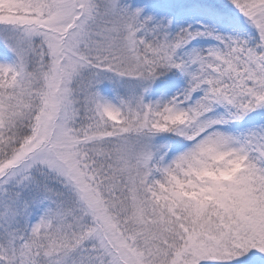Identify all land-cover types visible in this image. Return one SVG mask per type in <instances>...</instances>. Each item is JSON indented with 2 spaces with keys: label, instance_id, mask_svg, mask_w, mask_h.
<instances>
[{
  "label": "snow or ice",
  "instance_id": "1",
  "mask_svg": "<svg viewBox=\"0 0 264 264\" xmlns=\"http://www.w3.org/2000/svg\"><path fill=\"white\" fill-rule=\"evenodd\" d=\"M0 264H264V0H0Z\"/></svg>",
  "mask_w": 264,
  "mask_h": 264
}]
</instances>
